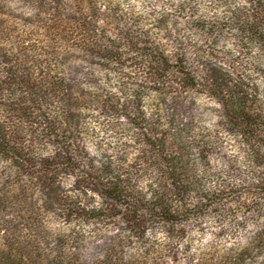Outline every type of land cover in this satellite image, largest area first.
I'll return each instance as SVG.
<instances>
[{
  "label": "rangeland",
  "instance_id": "1",
  "mask_svg": "<svg viewBox=\"0 0 264 264\" xmlns=\"http://www.w3.org/2000/svg\"><path fill=\"white\" fill-rule=\"evenodd\" d=\"M79 12L106 32L128 30L142 44L153 42L171 58L182 57L195 85L136 86L130 67L104 65L71 42L63 20ZM20 51L34 56L28 63L34 74L38 60L53 53L58 55L51 69L89 91L118 94L122 83L126 96L137 89L143 115L152 118L142 122L150 140L180 132L176 147L191 163L199 192L226 188L219 203L210 198L189 205L172 221L152 216L145 232L135 236L120 215L92 211L105 202L93 191L95 182L79 171L70 174L60 165L54 175L59 187L51 190L59 196L46 195L35 173L53 145L41 135L35 109L11 110L0 94V123L23 149V166L0 152V196L20 203L16 208L33 209L51 241L86 259L114 241L117 252L148 264H264V149L257 154L255 147L249 149L221 105L230 96L264 112V0H0V71ZM93 104L74 117L81 143L74 147L76 155H89L96 166L114 161L130 190L146 196L150 184L163 177L157 146L140 153L133 121Z\"/></svg>",
  "mask_w": 264,
  "mask_h": 264
},
{
  "label": "trees",
  "instance_id": "2",
  "mask_svg": "<svg viewBox=\"0 0 264 264\" xmlns=\"http://www.w3.org/2000/svg\"><path fill=\"white\" fill-rule=\"evenodd\" d=\"M79 15L69 16L68 21L63 20L69 26L68 38L71 42L89 56L103 61L104 65L110 64L119 69L130 67L134 78L138 80L136 86L147 84L149 88L160 90L172 87L173 83L182 87L195 85L194 76L186 72L182 57L171 58L153 42L142 44V40L133 37L128 30L113 34L106 32L93 24L86 13L79 12ZM53 38L56 41L59 39L57 35ZM57 55H44L38 60V72L34 74L28 66L34 56L27 58L20 51L15 57L9 58V66L0 71V94L9 103V109L22 113L35 109V114L41 119V135L53 145V153L40 158L41 168L35 173L49 198L59 196V193L51 190L59 187L54 175L60 165L65 166L70 174L79 171L77 174L81 178L95 182L93 191L105 202L92 211L120 215L127 223L128 230L136 233L135 236L145 232L152 216L162 221H172L174 214L183 212L189 205L196 206L197 202L210 198L215 199L216 204L219 203L225 186H215L206 193L199 192L201 186L190 171L191 163L176 147L182 140L180 132H170L157 142L150 140L151 137L147 135L150 130L142 122L152 118L146 119L143 115L136 98L137 89H132L128 96L124 93L126 87L123 83L118 94L103 88L89 91L76 79L58 75L51 69ZM41 61H44L43 65ZM88 103H94L93 106L105 113L118 114L129 122L133 121L130 124L138 136H133V139L137 141L140 153L153 151L157 146L162 159L160 172L163 177L161 181L150 184L146 196L130 190L125 172L114 161L96 166L89 155L86 156L88 163L86 158L80 159L76 155L74 147L81 143L74 117H78L77 112ZM246 103L244 99L230 96L221 99L227 120L239 130L240 135L247 137L249 149L255 147L257 154L260 149H264V112L254 111ZM169 128L174 129L173 126ZM179 129L177 126L175 131ZM0 152L23 166L20 161L23 149L2 123ZM84 164L89 167L88 171L82 167ZM191 193L195 194L196 203L193 205L190 202ZM177 195L179 198H173ZM15 203L8 196H0V264H148L147 260H131L124 253L117 252L119 244L114 241L109 242L105 251L94 259L71 254L62 242L56 244L51 241L49 230L33 209H24L22 206L16 208Z\"/></svg>",
  "mask_w": 264,
  "mask_h": 264
}]
</instances>
